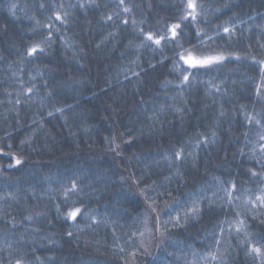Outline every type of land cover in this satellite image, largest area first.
Wrapping results in <instances>:
<instances>
[{"label":"trees","instance_id":"trees-1","mask_svg":"<svg viewBox=\"0 0 264 264\" xmlns=\"http://www.w3.org/2000/svg\"><path fill=\"white\" fill-rule=\"evenodd\" d=\"M189 2L0 0V264H264V0Z\"/></svg>","mask_w":264,"mask_h":264},{"label":"snow or ice","instance_id":"snow-or-ice-1","mask_svg":"<svg viewBox=\"0 0 264 264\" xmlns=\"http://www.w3.org/2000/svg\"><path fill=\"white\" fill-rule=\"evenodd\" d=\"M188 7H189V8H192V9L195 8V5H194V3L191 2V0H190V2H189V4H188ZM178 27H179V25H173V27H172V35H173V37H175V35H176V31H175V30H176V28H178ZM225 31H227V29H225ZM147 39L152 40L153 37H152L151 35H149V36L147 37ZM154 42H155L156 44H159V43H160V40L157 39V40H155ZM35 51H36V49H32V52H35ZM30 54H31V53H30ZM181 59H185V57L182 56ZM216 59H222V57H218V58H216ZM185 62H186V63H189L191 66L195 67V66H197V65H206V64H210V63H212L213 61H212V60H198V59H194V58H192L191 55H189V57L186 59ZM185 79H187V77H185ZM17 163H19V161H17ZM258 199H259V198H258ZM78 212H79V209H76L75 211L71 212L69 215H70L71 218H75ZM253 251H255V252L258 253V254L260 253V249H258V248H254Z\"/></svg>","mask_w":264,"mask_h":264},{"label":"rangeland","instance_id":"rangeland-1","mask_svg":"<svg viewBox=\"0 0 264 264\" xmlns=\"http://www.w3.org/2000/svg\"><path fill=\"white\" fill-rule=\"evenodd\" d=\"M189 55H191L190 53H185L184 55H182L183 57H185V59H183L184 61H186V59L189 57ZM192 58L194 59H198V60H212L213 62H218V61H221L223 60L224 58L227 57V54H224V53H220V54H210V55H207L205 57H195L193 55H191ZM218 57H222V59H216ZM212 62V63H213ZM13 157V161L10 165H17V161L20 162V158L19 157H15V156H12ZM146 231H148V234H149V231L151 230V224L148 223L147 226H146Z\"/></svg>","mask_w":264,"mask_h":264}]
</instances>
